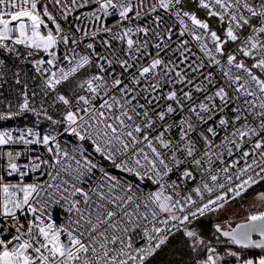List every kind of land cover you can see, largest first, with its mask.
<instances>
[{"label": "snow or ice", "instance_id": "snow-or-ice-1", "mask_svg": "<svg viewBox=\"0 0 264 264\" xmlns=\"http://www.w3.org/2000/svg\"><path fill=\"white\" fill-rule=\"evenodd\" d=\"M6 84L0 264H264V0H0Z\"/></svg>", "mask_w": 264, "mask_h": 264}, {"label": "trees", "instance_id": "trees-1", "mask_svg": "<svg viewBox=\"0 0 264 264\" xmlns=\"http://www.w3.org/2000/svg\"><path fill=\"white\" fill-rule=\"evenodd\" d=\"M21 71V78L25 79L27 74L28 77V83L30 88L33 86L32 81L30 80V76L33 74L31 65L29 64H19L18 65ZM16 71V66H9L7 69L8 72V84H12V73ZM8 84L4 85L2 88H0V93H3L2 96H0V99H4L5 97H8ZM32 119L31 114H27V120L30 121ZM27 122L25 118L22 116L17 119H13L10 121H0V127H14V126H20L23 123ZM258 191H264V184L261 185H254L251 189H249L246 193L242 194L241 197H237L236 201L229 202V204L226 206L227 209H229L232 212H237L240 216L246 215V209L251 204V200L254 198L256 192ZM198 227L200 225H197ZM205 227L210 228V225L205 224ZM182 235H175L173 237L169 238V242L165 247H162V249L158 252V254L155 256L152 264H179L181 259L186 258L187 256V249L183 246L182 242Z\"/></svg>", "mask_w": 264, "mask_h": 264}, {"label": "built area", "instance_id": "built-area-1", "mask_svg": "<svg viewBox=\"0 0 264 264\" xmlns=\"http://www.w3.org/2000/svg\"><path fill=\"white\" fill-rule=\"evenodd\" d=\"M15 147L22 148L23 146L22 145H16ZM114 171H118V170H114ZM55 216H56L57 219L61 218L62 212H61L60 209H56Z\"/></svg>", "mask_w": 264, "mask_h": 264}, {"label": "rangeland", "instance_id": "rangeland-1", "mask_svg": "<svg viewBox=\"0 0 264 264\" xmlns=\"http://www.w3.org/2000/svg\"><path fill=\"white\" fill-rule=\"evenodd\" d=\"M254 197H255V196H254ZM250 202H251V204L254 203V198H253Z\"/></svg>", "mask_w": 264, "mask_h": 264}]
</instances>
